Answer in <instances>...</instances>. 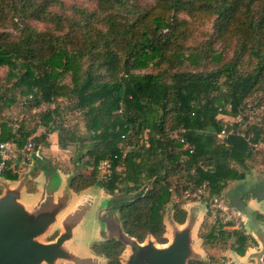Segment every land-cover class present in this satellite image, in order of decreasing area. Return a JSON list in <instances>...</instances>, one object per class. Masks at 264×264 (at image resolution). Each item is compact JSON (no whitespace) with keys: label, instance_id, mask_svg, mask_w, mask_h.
Listing matches in <instances>:
<instances>
[{"label":"trees","instance_id":"16d2710c","mask_svg":"<svg viewBox=\"0 0 264 264\" xmlns=\"http://www.w3.org/2000/svg\"><path fill=\"white\" fill-rule=\"evenodd\" d=\"M92 5L65 12L61 0H0V25L11 29L0 32V69H6L0 142L12 141L20 151L32 138L43 154L47 134H56L59 149H73L62 169L72 171L69 188L80 193L99 186L110 196L108 210L117 213L111 237L92 251L106 264H122L131 239L167 242L169 205L174 222L183 224V205L205 199L191 197L197 188L218 199L230 185L250 182V164L264 158V0ZM209 22L208 37L187 45ZM13 107L27 117L2 118ZM66 113L82 122V135L64 121ZM39 127L45 132L37 137ZM18 162L19 154L0 180L19 179V168L9 169ZM35 163L52 169L43 159ZM104 163L107 180L100 173ZM263 184L256 192H264ZM27 189L33 192L30 184ZM219 227L200 231L205 246L225 245L243 256L256 245L243 231Z\"/></svg>","mask_w":264,"mask_h":264},{"label":"crops","instance_id":"0c3cea01","mask_svg":"<svg viewBox=\"0 0 264 264\" xmlns=\"http://www.w3.org/2000/svg\"><path fill=\"white\" fill-rule=\"evenodd\" d=\"M44 132L45 129L39 127L35 136L38 137ZM46 140L47 146H43V153L46 158V163L49 167H52V169L48 168L46 171V169L43 167L41 168V166L35 165L33 168L34 170H32L34 172L32 173L31 171L30 173H27L26 171L23 172L21 170L22 165L20 162H18V166H15L14 168L15 171H17L19 168V179L15 181L3 179L0 180V199L2 197L9 196L8 198L20 206V208L23 210V213L30 218L36 217L39 212L45 210V207L49 204L54 208H57L53 222L41 235L33 239L35 243L42 245H52L55 244L62 235L66 234V239L55 248V250L61 253V255L55 257L52 264H58L59 262L61 264H82L83 262L92 264L94 260L97 259H101L105 262L101 264H106V260L103 257L96 255L92 251L91 247L94 243L104 242L108 238L107 228L111 225V221L114 222L117 219V213L110 212V210L107 208L108 204L107 206L105 205L106 202L109 203L110 196H108L99 186L88 188L80 193H74L68 186L69 176L72 171L66 173L62 170L68 169L65 166H67L69 158L65 163L64 161H59L62 160V154L66 153L67 151H62L59 149L56 134H47ZM252 147L256 148L257 145L254 144ZM250 165V173H254L259 163L256 165ZM29 184L33 187V192L28 191L27 188L29 187ZM242 184L243 183L230 185L223 192L222 196L218 198V200L221 201L223 207L229 210L230 213L231 211L236 210L238 212L237 216L240 217L241 221L243 222L242 224H249V226L252 227L253 224H256L255 222L259 221L258 218L261 216L260 214H263V212L260 211V208L262 207L261 204L264 201V198L263 196L260 198L254 196L253 198L255 199L251 198L245 200L244 196L242 195L245 193V190L241 189L243 186ZM256 187L257 185L252 186L251 190L256 192ZM103 202H105L104 205ZM190 203L193 205H189ZM206 203V198L201 201H187L183 205V209L186 212V218L183 224H177L174 222L173 208L171 205H169L171 209V217L166 220V212L169 209L168 206L165 210L163 219L165 225L164 237L167 242L165 244H158L152 237H147L145 241L140 244V246H145L148 243H151L154 249L164 250L173 244L175 238L178 235L185 233L189 252L185 260V264H190L192 262L190 260L192 255L196 257V259L192 262L194 264H203L206 257L208 259V264H222L221 262L217 261L213 253H211V250L232 253L236 258H238L239 263L241 264L248 258V255L251 254L249 252L247 253V251L253 249L252 247L248 248L243 256H239L232 249L226 248L225 245L224 249H212L209 247V245L205 246L203 239L199 235L201 231L199 224L202 222L204 217L205 220L211 219V216L214 217V209L213 211L211 209L213 207ZM91 209H95V211H93L98 218L97 226L94 229L95 239H93L92 242H89V244L85 242L83 244H75V235H79L77 236V239L81 237L80 234H78L81 233L80 227L85 220L86 214L91 211ZM226 214H229L228 211ZM216 215L220 214L216 213ZM224 216L227 215L224 214ZM227 218L225 223L221 224L226 226L222 227V231L230 232L227 230L233 229L234 225L231 223V220L228 221ZM240 219L238 220L240 221ZM190 222L192 223L191 228L187 227L188 223L190 224ZM227 225L232 227H227ZM67 228H69L68 231H66ZM243 233L255 241L256 245L253 247H257V245L260 244V240L255 236V233L258 232H255V230H252L251 233H247L245 231H243ZM127 248L128 246L125 247V250ZM129 250H131L130 247ZM245 257L246 259H244ZM40 264L47 263L41 262ZM254 264H256V260Z\"/></svg>","mask_w":264,"mask_h":264},{"label":"water","instance_id":"95a60500","mask_svg":"<svg viewBox=\"0 0 264 264\" xmlns=\"http://www.w3.org/2000/svg\"><path fill=\"white\" fill-rule=\"evenodd\" d=\"M8 197L0 199V264H52L54 258L61 255L55 248L66 239V234L52 245L35 243L33 239L53 222L57 208L49 204L36 217L30 218ZM116 221H111V224ZM107 235L111 237L110 226ZM125 244L132 251L127 264H185L189 254L185 233L178 235L164 250L154 249L151 243L140 246L132 239Z\"/></svg>","mask_w":264,"mask_h":264},{"label":"rangeland","instance_id":"374dc122","mask_svg":"<svg viewBox=\"0 0 264 264\" xmlns=\"http://www.w3.org/2000/svg\"><path fill=\"white\" fill-rule=\"evenodd\" d=\"M61 1L63 2V9L65 12H68L69 8L74 7V6L79 7V8H87V9H91L93 6L92 5L93 0H61ZM143 1L147 4H153L155 0H143ZM31 25L37 27L39 30L44 29V26L42 24H39V23L31 22ZM10 30L11 29L0 25V32L10 31ZM211 30H212V22L206 23L204 26L198 27L194 31L190 40L187 41L186 44L193 46L194 44L199 43V41H201V40L204 41L208 37V34L210 33ZM217 47H219V45H217ZM229 55H230V53H229ZM5 74H6V69H4V68L0 69V80H2V78L5 76ZM66 105H68L67 102L61 104V106H63V107H66ZM27 115H28L27 113H24V114L19 113V111L17 110L16 107H13L11 111L3 110V112H2V118H7V119H11V120L16 119V118L20 119L21 117L22 118L27 117ZM222 118L227 122H231V123L234 122V119H232V118H229L226 116H224ZM64 121L68 125H76L78 130H79L78 135H82L84 133L82 122L78 118H76L73 114L66 113ZM72 151H73V149H71V152ZM71 152L63 153L61 156L62 160H59V161H64V163H65L68 160V158L70 157L69 155L71 154ZM43 160L46 161L44 153H43ZM258 163H259V165H257V168L255 169V172L252 176L251 181L250 182L248 181V183L242 184L243 186L241 187V189L245 190V193L242 195L244 196L245 200L251 199V198L255 199V198H253L254 196H256L257 198H260L264 194L263 191H257V192L250 191L252 186L257 185V183L264 182V158H259ZM13 165H14V167H15V165L18 166L17 163L16 164L14 163ZM35 165H36V163L33 164L31 167L27 168L26 172L30 173L33 170V168L35 167ZM204 197L206 199H208L206 201L207 202L206 204H209L212 206V203H211V200L209 199L208 193L205 194ZM201 200L202 199H194V200H188V202L201 201ZM104 204H105V202H103V205ZM107 204H108V202H106L105 205L107 206ZM189 205H193V204L190 203ZM261 205H262V207L260 208V211L263 212V214H260L261 216L258 218L259 221L255 222L256 224H253L252 227L249 226V224H247V225L242 224L243 222L241 221L240 217L237 216L238 212L236 210L231 211V213L228 210L229 214H225L227 216L216 215V212L214 210V213H213L214 217L211 216V219H209V220H205V217H204L202 222H200V224H199V227L201 228L200 230L204 233L205 232L207 233V231L213 225H215V226L217 225V227L220 226L222 228L225 225H221V224L225 223V220L227 217H228L227 218L228 221L231 220V223L234 225L233 229H228V230L226 229L227 231L243 230L247 233H251L252 230H255V232H258V233H255V236L258 237V239L260 240V244H258L257 247L251 246L253 249L247 251V253L249 252L251 254L248 255L247 259L245 257L244 259H246V260H244V262H242V263L254 264L255 260H256V264H264V262H263L264 261L263 260L264 259V201L262 202ZM169 209H170V206H169ZM169 209L166 212L167 213L166 214V220L171 217V209L170 210ZM211 209L213 211L214 208H211ZM93 210L95 211V209H91V211H89L86 214L85 220L83 221L82 226L80 227L81 233H78V234H80L81 237H79L77 239V236H79V235H75V241H74L75 244H81V243L83 244L84 242L89 244V242H92L93 239H95L94 238L95 237L94 229L97 226L98 218H97V216ZM238 219H240V221ZM249 223H251V222H249ZM191 224H192L191 222H190V224L188 223L187 227L191 228ZM228 226L232 227L230 225H227V227ZM42 240L45 241L44 239H42ZM232 242H233V240H231L229 243H232ZM229 243H228V245H229ZM227 250H229V249H227ZM211 253H213V255L217 259V261L221 262L222 264H240L238 258H236L232 253H228L225 251L220 252L219 250H211ZM131 256H132V251L129 250V247H128L123 252V254L121 256L122 264L123 263L127 264L128 261L130 260ZM195 259H196V257L194 255H192L190 258V260L192 262ZM190 260H188V261H190ZM207 260L208 259L206 257L203 264H208ZM82 261H84V260H82ZM101 263H105V262L102 261L101 259H97V260H94V262L92 264H101ZM58 264H61V263L59 262ZM82 264H88V263L83 262Z\"/></svg>","mask_w":264,"mask_h":264},{"label":"built area","instance_id":"2783aa9c","mask_svg":"<svg viewBox=\"0 0 264 264\" xmlns=\"http://www.w3.org/2000/svg\"><path fill=\"white\" fill-rule=\"evenodd\" d=\"M225 135L224 131H221L220 136ZM180 142H183L182 140ZM190 149V148H189ZM191 150V149H190ZM19 154L20 164L24 167L25 171L27 168L31 167L37 160L41 161L43 159L42 147L40 144H37L32 138H30L24 145V147L18 151L16 149L15 144L12 141L0 142V174L7 169V162L11 160L15 155ZM15 171V168L9 167ZM100 173L102 174L103 180H107L111 176L110 165L108 163H104L100 167ZM208 193V190L205 186L201 188H197L192 194V198L204 197L205 194ZM185 196L189 197V193L185 192ZM212 207L215 212L224 216L228 211L223 205L221 201L217 198L211 199Z\"/></svg>","mask_w":264,"mask_h":264}]
</instances>
